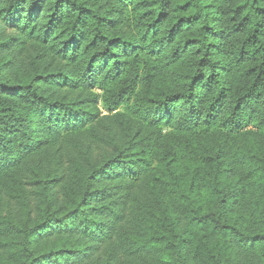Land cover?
Instances as JSON below:
<instances>
[{
	"label": "trees",
	"instance_id": "16d2710c",
	"mask_svg": "<svg viewBox=\"0 0 264 264\" xmlns=\"http://www.w3.org/2000/svg\"><path fill=\"white\" fill-rule=\"evenodd\" d=\"M0 264H264V0H0Z\"/></svg>",
	"mask_w": 264,
	"mask_h": 264
}]
</instances>
